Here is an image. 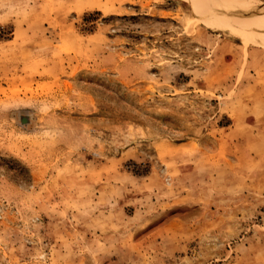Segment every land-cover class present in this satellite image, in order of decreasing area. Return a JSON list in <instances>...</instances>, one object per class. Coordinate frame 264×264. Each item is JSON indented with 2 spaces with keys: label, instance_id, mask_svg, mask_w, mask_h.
<instances>
[{
  "label": "rangeland",
  "instance_id": "obj_1",
  "mask_svg": "<svg viewBox=\"0 0 264 264\" xmlns=\"http://www.w3.org/2000/svg\"><path fill=\"white\" fill-rule=\"evenodd\" d=\"M94 1L0 0V264H264V45Z\"/></svg>",
  "mask_w": 264,
  "mask_h": 264
},
{
  "label": "bare ground",
  "instance_id": "obj_2",
  "mask_svg": "<svg viewBox=\"0 0 264 264\" xmlns=\"http://www.w3.org/2000/svg\"><path fill=\"white\" fill-rule=\"evenodd\" d=\"M198 20L209 28L230 31L244 40L264 45V0H189ZM85 7L99 6L85 0Z\"/></svg>",
  "mask_w": 264,
  "mask_h": 264
}]
</instances>
